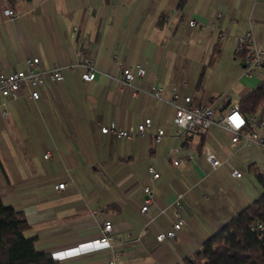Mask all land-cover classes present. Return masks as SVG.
I'll return each mask as SVG.
<instances>
[{
  "label": "crops",
  "instance_id": "0c3cea01",
  "mask_svg": "<svg viewBox=\"0 0 264 264\" xmlns=\"http://www.w3.org/2000/svg\"><path fill=\"white\" fill-rule=\"evenodd\" d=\"M180 2L0 0V69H24L28 55L63 72L38 99L25 92L0 97V109L4 104L8 110L0 115L1 197L23 211L29 223L25 236L35 237L38 250L57 252L59 264H109L112 252L115 264H177L262 191L253 170L264 173L263 145L244 137L232 143L231 133L217 123L204 134L177 138L166 99L134 95L122 82V67L135 70L139 63L145 72L135 75L133 84L147 89L162 83L168 98L170 88L185 78L180 91L191 94V103H209L222 114L264 79V65L245 73L243 54L235 51V37L251 28L264 47V0ZM7 6L17 14L14 19L4 13ZM215 10L233 19L218 21L223 36ZM191 17L197 26L188 24ZM80 25L77 39L73 29ZM79 48L94 58L92 81L81 78ZM257 110L264 119V100ZM147 115L152 119L148 131L129 140L97 128V121L128 126ZM160 126L165 135L157 142ZM257 131L263 134L264 128ZM175 146L181 148L176 156L191 151L194 160L174 164L168 153ZM205 148L218 165L206 159ZM42 149V159L33 160ZM26 150L32 151L29 160ZM233 168L241 175H233ZM61 181L66 187L55 190ZM143 185L151 187L154 216L145 229ZM177 192L183 193L178 215L184 222L174 237L159 241L158 231L177 219L168 206ZM95 210L113 223L112 249L89 250L86 241L99 233Z\"/></svg>",
  "mask_w": 264,
  "mask_h": 264
},
{
  "label": "built area",
  "instance_id": "2783aa9c",
  "mask_svg": "<svg viewBox=\"0 0 264 264\" xmlns=\"http://www.w3.org/2000/svg\"><path fill=\"white\" fill-rule=\"evenodd\" d=\"M3 11L12 19L17 16L15 11L10 6L5 7ZM213 17L216 20L220 35L223 36L225 34V30L222 26L220 27L218 21L223 19V21L226 22L233 19L223 16L222 12L219 10H215L213 12ZM188 24L194 27L197 26L198 22L196 19L191 17L188 19ZM82 28V25H80L79 27H74L73 29V35L77 32V39H80ZM235 51L243 54L245 73H252L258 67L264 65V47L259 42L257 36L253 33L252 28L235 37ZM76 55L82 58L79 64L83 67L81 78L85 81L94 80L97 69L94 65L93 56L84 55L82 49L80 48L76 51ZM25 63L26 67L24 69H17L10 72H4L0 69V97L17 98L21 92H25L30 98L38 99L41 95L42 88H47L52 82L63 78L61 66L56 64L52 67L42 66L40 65V59L38 56L26 55ZM134 66L135 70L131 69L127 65L122 67L123 84L132 87V93L134 95L142 92L145 96L166 99L167 103L173 110L171 121L176 126L175 136L177 138H185L195 134H204L209 129L211 124L217 123L231 133L232 143H236L240 137H244L246 140H250L264 146V133L261 134L257 131L259 128H264V119L261 117L259 110H256L254 113L249 115H244L239 110L238 105H232L225 113L217 114L214 107L209 103H191V94L180 91V86H184L187 83L185 78L181 79L178 84L173 85L170 88L169 97L165 98V86L162 83H154L147 89L140 88L138 85L133 84L134 76L143 75L145 72L143 65L136 63ZM69 67L72 69V65ZM7 114L8 110L6 106L2 104L0 115ZM151 123L152 119L147 115L144 116L141 121L130 123L128 126H121L114 120H110L108 122L97 121V128L101 133L129 140L135 135H144L150 128ZM245 126L249 127L247 132H243L242 130ZM164 135V128L162 126L158 127L154 133L155 141H161ZM180 151L181 148L179 146H175L171 148L168 153L169 159H171L174 164L182 165L185 158L190 161L194 160V153L191 151H187L183 157L176 156V153H179ZM204 152L206 159L212 165L216 166L220 163L209 148H205ZM48 156L49 153L44 154V157ZM148 169L152 173L153 178L158 177L159 173L155 171L153 167L150 166ZM231 173L235 176L241 175V171L235 168L231 169ZM66 185V181H61L54 184V189H64ZM141 188L145 194L143 202L140 206V211L147 217L143 226V229H145L149 223L154 222V216L150 212V204L153 200L151 187L143 185ZM28 195L33 197L31 194ZM182 195L183 193L181 192L175 193L174 198L169 202L168 206L172 209L174 215L177 216V219L169 228L158 231L156 234L157 240L161 241L165 238L174 237L176 230L183 224V218L178 215L183 208V204L181 202ZM21 198L26 199L27 197L22 196ZM93 221L98 224L99 233L96 237L86 241V243L91 244L89 250H98L101 248L112 249L114 240L112 221L104 218L98 210H95L94 212ZM78 253L80 252H76V254ZM52 255L55 256V252H53ZM115 258L116 255L112 252L108 263L115 264Z\"/></svg>",
  "mask_w": 264,
  "mask_h": 264
},
{
  "label": "trees",
  "instance_id": "16d2710c",
  "mask_svg": "<svg viewBox=\"0 0 264 264\" xmlns=\"http://www.w3.org/2000/svg\"><path fill=\"white\" fill-rule=\"evenodd\" d=\"M263 100L264 79L240 97L238 108L249 115ZM253 173L262 191L177 264H264V173ZM28 227L23 211L0 194V264H59L50 251L37 249L35 237L25 236Z\"/></svg>",
  "mask_w": 264,
  "mask_h": 264
},
{
  "label": "rangeland",
  "instance_id": "374dc122",
  "mask_svg": "<svg viewBox=\"0 0 264 264\" xmlns=\"http://www.w3.org/2000/svg\"><path fill=\"white\" fill-rule=\"evenodd\" d=\"M8 121H11V119L9 118ZM9 126H10V128H12L14 130L16 129V126L15 125H12V124L9 123ZM14 136L18 137L16 134H14ZM43 151H44V149H42L39 152L38 157H34L33 160H38L39 158L42 159V152ZM29 152L32 153V151L26 150V158H27V160L31 159V156H32V155L29 154ZM4 175L5 174L3 173L2 169H0V176L4 178Z\"/></svg>",
  "mask_w": 264,
  "mask_h": 264
},
{
  "label": "clouds",
  "instance_id": "9594fccd",
  "mask_svg": "<svg viewBox=\"0 0 264 264\" xmlns=\"http://www.w3.org/2000/svg\"><path fill=\"white\" fill-rule=\"evenodd\" d=\"M53 257H55V258H57V259L60 258L59 254H58L57 252H55V256H53Z\"/></svg>",
  "mask_w": 264,
  "mask_h": 264
}]
</instances>
